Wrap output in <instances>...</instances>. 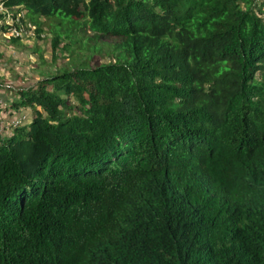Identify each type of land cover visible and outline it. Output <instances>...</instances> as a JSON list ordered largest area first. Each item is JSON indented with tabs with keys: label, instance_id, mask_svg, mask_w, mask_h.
Masks as SVG:
<instances>
[{
	"label": "trees",
	"instance_id": "obj_1",
	"mask_svg": "<svg viewBox=\"0 0 264 264\" xmlns=\"http://www.w3.org/2000/svg\"><path fill=\"white\" fill-rule=\"evenodd\" d=\"M0 2L68 58L0 126V264H264V0Z\"/></svg>",
	"mask_w": 264,
	"mask_h": 264
},
{
	"label": "rangeland",
	"instance_id": "obj_2",
	"mask_svg": "<svg viewBox=\"0 0 264 264\" xmlns=\"http://www.w3.org/2000/svg\"><path fill=\"white\" fill-rule=\"evenodd\" d=\"M0 12H5L1 2ZM0 24L12 26L13 21H3ZM22 25L19 28H7V32L0 31V84L6 87V90L0 88V126L4 121L7 124L13 123L16 125L25 124L29 120L30 108H21L18 111L11 112L8 106L15 98L13 96L15 90L28 89L45 75L56 73L59 70L62 71L68 65L66 52L53 53L52 35L46 26L37 34L36 27L27 21L25 26ZM14 29L17 30V33L13 31ZM13 37L18 38L17 42L12 41ZM102 41H104L102 48L108 50V46L105 44H110L116 39L107 37ZM7 127L4 130L0 127V132L8 134Z\"/></svg>",
	"mask_w": 264,
	"mask_h": 264
},
{
	"label": "built area",
	"instance_id": "obj_3",
	"mask_svg": "<svg viewBox=\"0 0 264 264\" xmlns=\"http://www.w3.org/2000/svg\"><path fill=\"white\" fill-rule=\"evenodd\" d=\"M13 31H14L15 33H17V30H16V29H14ZM17 35H18V34H17ZM12 124H13V123H12ZM14 125H15V124H14Z\"/></svg>",
	"mask_w": 264,
	"mask_h": 264
}]
</instances>
